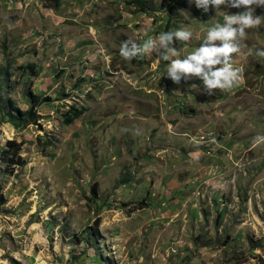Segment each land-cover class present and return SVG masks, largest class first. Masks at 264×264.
<instances>
[{"label":"rangeland","instance_id":"1","mask_svg":"<svg viewBox=\"0 0 264 264\" xmlns=\"http://www.w3.org/2000/svg\"><path fill=\"white\" fill-rule=\"evenodd\" d=\"M34 1L0 0V264H264V141L256 140L264 136V57L256 55L264 23L248 30L233 57L245 86L237 101L257 108L252 119L261 128H236L196 167L173 168L154 146L155 96L134 86L156 67L164 76L170 61L125 60L117 43L123 31L103 28L97 42L81 26L87 15L35 12ZM116 1L92 5L93 24L107 25L104 15L115 19L111 9L131 10L136 0ZM140 2L164 10L169 31L193 32L174 44L183 55L200 46L211 23L240 11L204 12L194 0ZM31 96L39 98L35 121L16 120ZM71 107L85 113L67 125ZM10 141L20 146L17 158L5 153Z\"/></svg>","mask_w":264,"mask_h":264},{"label":"crops","instance_id":"2","mask_svg":"<svg viewBox=\"0 0 264 264\" xmlns=\"http://www.w3.org/2000/svg\"><path fill=\"white\" fill-rule=\"evenodd\" d=\"M96 3H95V2ZM101 1V2H100ZM106 0H35L34 11L39 9L49 8V12L52 15H58L63 17L66 13H70L73 19H79L80 17L88 16L89 21L82 23V27L91 28L94 32L96 41L98 42L103 32V28L107 30H119L123 31L120 37L122 39L117 43L120 44L131 38L138 43H143L149 38H156L159 34L155 33L156 27L168 26L166 28L169 31L168 15L166 12H150L147 7L138 6V4H132L131 10L123 4L117 8L111 9L109 15H112L115 19L107 18L108 24L103 25L93 24V14L90 9L92 5H101ZM110 4L118 5L120 1L109 0ZM102 3V4H101ZM82 6H81V5ZM135 6V7H134ZM40 7V8H39ZM65 7L69 10L65 11ZM138 7V9L136 8ZM62 13V14H60ZM153 13V15H151ZM97 14V13H95ZM158 14L161 15V19L158 20ZM167 15V16H166ZM72 20V19H70ZM84 21V20H81ZM93 24V25H89ZM105 26V27H104ZM164 29V31L166 30ZM100 33V35L98 34ZM104 40V39H103ZM114 43V42H112ZM88 43L87 45H89ZM181 45V44H180ZM83 46L81 39L77 41L76 47ZM104 46H107L104 44ZM199 47V46H198ZM99 48L97 45L93 46L91 50L96 51ZM106 48V47H105ZM105 48L103 49L104 52ZM147 54L146 56H151ZM156 60V65L159 63L160 58L156 55H152ZM152 57V58H153ZM167 63V61H166ZM151 73V80L140 79L134 86L136 89L143 91L145 95L151 94L155 96V100L151 101L153 104L151 108L154 113L160 115L157 121V136L154 146L161 148L158 153H162L164 156L173 158V163L168 164L170 167L180 166L178 163H183L182 166L196 167V161L205 157V150L208 148L215 149L224 148V144L227 145L226 140L231 137L232 131L236 128L246 129L258 127L252 117L255 115L256 107L240 106L237 101L238 90L245 88L242 84L228 91L215 90L211 95H208L203 89V82L198 78L193 77L192 80L185 86L182 84H175L168 78L167 73L163 76L159 69L156 67ZM144 75L140 73L139 76ZM198 85V88H191V85ZM180 88L181 90H179ZM181 91L182 98L174 97L175 92ZM244 94H248L247 92ZM149 97V96H148ZM159 99V101H157ZM183 99L187 108H179V104L175 103V100ZM174 100V102H173ZM173 102V104H172ZM186 103V104H185ZM164 104V106H162ZM178 107V109H176ZM181 109V110H180ZM264 116H261L258 121L261 125V120ZM243 125L244 127H239ZM205 138L202 143L198 140ZM161 143V144H160ZM172 160V159H170ZM217 161V160H216ZM196 164V165H195ZM199 164V163H198Z\"/></svg>","mask_w":264,"mask_h":264},{"label":"clouds","instance_id":"3","mask_svg":"<svg viewBox=\"0 0 264 264\" xmlns=\"http://www.w3.org/2000/svg\"><path fill=\"white\" fill-rule=\"evenodd\" d=\"M193 0H189L192 3ZM197 9L208 12L210 8L217 11L221 6L240 9V11L223 16V23H211L206 36L198 48L190 54L183 55L175 42H188L193 32L188 28L161 32L156 38H149L143 43L127 39L120 46V56L125 60H142L147 54L170 61L166 73L169 79L179 84L181 79L198 78L203 82V89L211 95L215 90L228 91L237 87L244 80L243 69L235 66L234 55L242 51V41L248 30L264 23V15H257V8H264V0H194ZM256 55L264 57V48ZM191 85V88H198ZM179 93V92H177ZM257 142L264 141V136H257Z\"/></svg>","mask_w":264,"mask_h":264},{"label":"trees","instance_id":"4","mask_svg":"<svg viewBox=\"0 0 264 264\" xmlns=\"http://www.w3.org/2000/svg\"><path fill=\"white\" fill-rule=\"evenodd\" d=\"M134 3L138 4V6H142V3L140 2V0H136ZM168 28V26L166 27ZM39 98L36 96H31V103H30V107L27 111L25 112H19L18 110H15L17 112V117L14 116V118L16 120H24L28 121L30 123H33L34 117H33V108L34 106L37 104ZM85 113V109L84 108H80V109H75V108H70L66 114L64 115V119H65V123L67 125L71 124L72 122H74L76 119H78L80 116H82ZM6 149H8L5 153L6 155H10L11 158L13 157H19V153H20V146L19 144H16V142L14 141H10L6 143ZM10 158V159H11ZM9 161H14V160H9Z\"/></svg>","mask_w":264,"mask_h":264}]
</instances>
